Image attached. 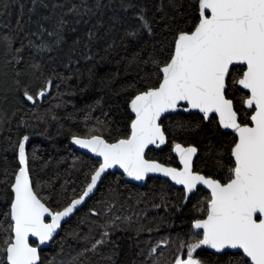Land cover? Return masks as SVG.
Listing matches in <instances>:
<instances>
[{"label":"snow or ice","instance_id":"snow-or-ice-1","mask_svg":"<svg viewBox=\"0 0 264 264\" xmlns=\"http://www.w3.org/2000/svg\"><path fill=\"white\" fill-rule=\"evenodd\" d=\"M15 24V29L10 22L5 24L9 31L0 34L5 57H12L4 64V75L11 69L12 82L5 83L3 102L9 103V95L14 98L13 111L0 109V127L19 116L16 139L8 136L7 147L0 148L11 151L17 161L16 169H5L0 180L4 202L0 264H56L42 257L43 246L59 235L62 221L66 223V218L79 211L107 170L116 166L136 181L150 173L170 178L182 186L180 195L185 202L200 186L207 192L194 205L186 222L188 231L162 238L146 254L142 250L141 264H209L198 252L204 248L215 250L213 255L218 257L237 250L232 254L236 264H264V0H31L28 20L24 21L21 3ZM80 24L90 25L83 59L93 60L87 53L93 43L105 38L110 40L105 54L115 50L118 38L125 50L138 46L125 58L127 67L137 72L124 88L123 111L116 106L114 114L121 119H97L98 127L84 134L71 133L72 142L97 159L85 172L80 190L73 188L68 197L66 191L54 192L50 184L46 187L38 174L33 177L30 165L39 157L35 148L29 151L30 136L21 131L29 127L22 105L31 102L35 106L54 84L60 87L57 81L71 78L55 71L45 75L35 57L42 59L44 53H51L53 44L59 46L66 33H75V25ZM46 37L54 40L49 42ZM73 43L79 44L80 38ZM26 50H30L28 60ZM89 73L91 78L92 69ZM115 75L101 82L108 86ZM33 79L39 81L36 91H32ZM100 104L97 100L96 105ZM183 114L199 119L185 120ZM110 123L118 126L109 128ZM101 129L107 130V136ZM178 130L199 139L170 141ZM169 143L178 158L177 167L148 156L150 146ZM106 207L100 200L85 214L96 218L89 223L100 229L99 239L74 234L91 243L80 255L113 243L111 231L121 218L99 223ZM93 231L90 227L89 233ZM162 247L167 248V255ZM232 257L224 262L218 258L216 264H233Z\"/></svg>","mask_w":264,"mask_h":264},{"label":"trees","instance_id":"trees-1","mask_svg":"<svg viewBox=\"0 0 264 264\" xmlns=\"http://www.w3.org/2000/svg\"><path fill=\"white\" fill-rule=\"evenodd\" d=\"M48 2L64 3L65 0H48ZM104 2L107 3L108 0ZM21 3L24 4V21L26 22L31 0H0V34L9 31L4 27L9 22L11 28L15 29V22L20 16ZM5 4L7 7H4ZM35 19L37 17L34 15L33 20ZM68 19L71 21L72 17ZM89 26L75 25L77 31L75 33L68 31L64 42L59 46L53 44L54 50L51 53H44L42 59L40 56L35 57V62L42 64L45 75H52L55 71L71 78L63 83L57 81L60 87L57 89L54 84L50 94L38 99L35 106L31 102L22 105L23 111L27 113L24 119L29 127H22L21 131L30 136L29 151L35 148L36 155L39 157L30 165L33 169V177L36 178L38 174L46 187L50 184L54 192L66 191L68 197L73 195V188L77 192L80 190L85 179V172L89 171L91 165L95 163L93 158L70 145L71 133L84 134L89 129L98 127L97 119L101 121L121 119L119 115L114 114L116 106L119 105L121 112L123 111L126 99L124 88L132 82L137 72L135 67H127L128 61L125 58L131 57L138 46L133 45L125 50L120 46L118 38L115 50L105 54L103 49L110 42L108 38H105L93 43L91 52L87 53L94 57L93 60L83 59L86 54L85 33ZM31 28L34 31L35 25H31ZM77 38H80V43L74 44L73 41ZM46 39L49 42L54 40L52 37H46ZM24 42L27 44L26 39ZM15 46L19 47V44ZM4 52L5 49L0 46V109L11 112L14 110V98L9 95V103L5 104L3 101L5 83L12 82L11 69H7V77L4 75V64L6 59L10 60L12 57L6 58ZM24 57L25 60L30 58V50L25 51ZM101 57L105 59L101 60ZM89 69H92L91 78ZM114 74H116L115 79L110 85L106 86L101 82V78L107 81ZM38 84L39 81L33 79L32 91H36ZM97 100L101 101L99 106L96 105ZM89 105L93 106L91 110ZM105 112L109 113L107 117L102 114ZM53 116L56 119H53ZM170 119L175 121L178 117H170ZM183 119L195 122L199 117L183 114ZM17 120L19 116L13 118L9 125L0 127V148L7 147L8 136L16 139ZM117 126L115 123L108 125L113 129ZM119 126L123 127L122 124ZM173 127H175L174 124ZM101 131L107 136L106 129ZM172 139L176 142L185 140L196 142L199 136L189 137L178 130L174 137H170V141ZM147 151L150 158L158 159L162 163L167 165L177 163L176 156L171 152L170 143L159 150ZM203 151L204 147L201 146V152ZM16 165L17 161L11 151L0 150V180L4 178L5 169L12 171L16 169ZM2 189L3 185L0 184V196H2ZM180 193H182L181 188L174 187L167 180L158 177H150L144 186H137L125 181L119 172L108 173L97 187L95 194L63 225V230H60L59 235L46 249H43L41 255L46 258V261L54 259L56 264H113V262L114 264H141L145 258L140 255L142 250L146 254L148 248L162 238L169 235L175 237L177 232L188 231L186 222L195 211L194 205L207 194L200 189L185 202ZM44 195H48L47 191ZM100 200H104L108 207L105 208L104 218L99 223L110 224L116 217L121 219L116 221L117 227L111 231L110 239L113 243L82 256L80 254L84 247L91 248V243L76 239L74 234L88 236L89 239L100 238L98 235L100 229L96 228L95 224L89 223L96 218L85 215L89 208ZM3 203V200H0V211H3ZM81 220H84V223H81ZM90 227L94 229L92 233H89ZM162 250L167 255V248L162 247ZM198 252L209 261V264H216L218 258L224 262L233 254L229 252V256L218 257L206 249L198 250ZM107 257H111V260H107ZM232 259L233 264H236V257Z\"/></svg>","mask_w":264,"mask_h":264},{"label":"water","instance_id":"water-1","mask_svg":"<svg viewBox=\"0 0 264 264\" xmlns=\"http://www.w3.org/2000/svg\"><path fill=\"white\" fill-rule=\"evenodd\" d=\"M41 99V98H40ZM39 99V100H40ZM70 145L73 147V148H75L77 151H79V152H81V153H84V154H86V155H88V156H90L91 158H93L95 161H96V157H95V155L93 154V153H90V152H88L86 149H82V148H80L78 145H75L73 142H72V140H70ZM165 145H161L159 148H156L155 146H150V149H155V150H159V149H161L162 147H164ZM175 155V154H174ZM177 158V157H176ZM177 162H178V158H177ZM169 166V165H168ZM178 166H179V164H178ZM172 167H176V166H172ZM114 172H119V173H121L122 175H123V178H124V180L125 181H127V182H130V183H132V184H134V185H137V186H144V184L146 183V181H147V179L148 178H150V177H158V178H161V179H163V180H167L171 185H173L174 187H177V188H181L182 189V186H180V185H175L174 184V182H172L171 180H170V178H167V177H164L162 174H160V173H150L147 177H145V179L144 180H142V181H136V180H134V179H132V178H130V177H127L126 175H124L123 174V170L122 169H120L118 166H116V167H113V168H111V169H108L107 170V174L108 173H114ZM106 174V175H107ZM105 175V176H106ZM104 176V177H105ZM103 180V179H102ZM101 183V182H100ZM99 183V184H100ZM99 184H98V186H99ZM200 188L201 189H203L204 191H206V189H204V187L203 186H200ZM95 192H96V189L94 190V194H95ZM94 194H92L91 195V197L94 195ZM190 196H191V194H190ZM88 200V199H87ZM83 206V205H82ZM82 206H79V209H81V207ZM76 214V213H75ZM74 214V215H75ZM74 215H72L70 218H66V221L68 222ZM66 222V223H67ZM65 222H63L62 221V224L64 225V224H66ZM59 232H60V230H58ZM52 242V241H51ZM51 242H48L45 246H43V249H46L49 245H50V243ZM204 249H206V250H208V251H210V252H212V253H214L215 252V250H212V249H207V248H204ZM237 250H228V252H231V253H235Z\"/></svg>","mask_w":264,"mask_h":264},{"label":"flooded vegetation","instance_id":"flooded-vegetation-1","mask_svg":"<svg viewBox=\"0 0 264 264\" xmlns=\"http://www.w3.org/2000/svg\"><path fill=\"white\" fill-rule=\"evenodd\" d=\"M169 166H178V162L176 163V165H169ZM201 189V188H200ZM201 190H203V189H201ZM204 191V190H203ZM231 253V252H230Z\"/></svg>","mask_w":264,"mask_h":264}]
</instances>
